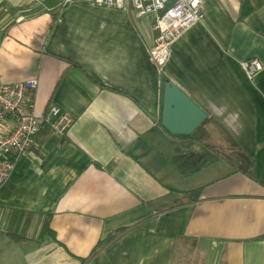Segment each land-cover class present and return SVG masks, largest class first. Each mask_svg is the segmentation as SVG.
Segmentation results:
<instances>
[{
	"label": "crops",
	"instance_id": "1",
	"mask_svg": "<svg viewBox=\"0 0 264 264\" xmlns=\"http://www.w3.org/2000/svg\"><path fill=\"white\" fill-rule=\"evenodd\" d=\"M152 24L0 0V85L36 80L34 115L74 120L42 127L0 187V264H264V0H205L162 72ZM166 82L205 115L189 136L162 126Z\"/></svg>",
	"mask_w": 264,
	"mask_h": 264
},
{
	"label": "built area",
	"instance_id": "2",
	"mask_svg": "<svg viewBox=\"0 0 264 264\" xmlns=\"http://www.w3.org/2000/svg\"><path fill=\"white\" fill-rule=\"evenodd\" d=\"M63 5L83 2L96 7H128L138 17L152 18L153 49L155 66L162 72L166 65L170 47L202 18L205 0H62ZM247 79L261 72L262 66L256 60L242 64ZM37 81L31 80L14 85H0V120L6 123L0 133V187L9 180L14 162L25 156L32 147L33 139L46 126L58 136H64L74 120L55 106H50L41 117L33 113L32 93Z\"/></svg>",
	"mask_w": 264,
	"mask_h": 264
},
{
	"label": "water",
	"instance_id": "3",
	"mask_svg": "<svg viewBox=\"0 0 264 264\" xmlns=\"http://www.w3.org/2000/svg\"><path fill=\"white\" fill-rule=\"evenodd\" d=\"M204 120L203 112L178 88L166 82L163 92V128L174 136H189Z\"/></svg>",
	"mask_w": 264,
	"mask_h": 264
},
{
	"label": "trees",
	"instance_id": "4",
	"mask_svg": "<svg viewBox=\"0 0 264 264\" xmlns=\"http://www.w3.org/2000/svg\"><path fill=\"white\" fill-rule=\"evenodd\" d=\"M55 18V17H54ZM54 18H53V21H54ZM197 197H198V195H197V193H189V194H186V196L183 198L185 201H193V200H195V199H197ZM47 234V235H50V236H52V233L49 231V229H48V222L47 223H45V225H44V227H43V229H42V231H41V234Z\"/></svg>",
	"mask_w": 264,
	"mask_h": 264
}]
</instances>
